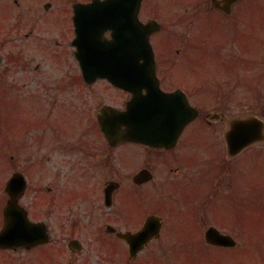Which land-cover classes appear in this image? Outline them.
I'll return each instance as SVG.
<instances>
[{
  "label": "flooded vegetation",
  "instance_id": "1",
  "mask_svg": "<svg viewBox=\"0 0 264 264\" xmlns=\"http://www.w3.org/2000/svg\"><path fill=\"white\" fill-rule=\"evenodd\" d=\"M37 1L29 15L32 20L45 22L49 12L51 14L59 3L65 2L72 23L74 6L91 2L50 0L44 7L45 10L52 9L41 19ZM146 1H143L140 18L143 23L155 24L151 40L161 89L179 94L168 99L166 109L173 113L167 114V118L164 114L148 118L142 108L133 105L130 122L124 124L116 112L126 111L135 97L107 80L88 83L80 71L79 77L72 82H40L39 89L30 88L32 79L26 71L46 74L42 67L47 62L33 54H22L24 48L19 44L31 40L34 31L22 32L17 24L24 9L20 0H5L14 8V15L10 22L0 27V83L6 92V84L11 85L13 96L26 86L29 93L44 97L49 102L48 120L53 123L23 126L24 134L13 143L15 166H19L15 173L23 174L28 186L26 192L16 198L19 209L15 211V228L5 227L3 212L10 197L0 192V264H78L84 258L86 247L76 234L83 229L98 234L97 226L104 219L103 215L107 217L102 228L110 237L100 239L99 236L97 250L114 257L119 251L113 245L122 244L128 259L134 262L141 259L149 247L163 241L168 231L177 239L176 223L172 219L178 212L200 220L198 225L202 216L215 217L211 216L214 212L215 218L226 225L235 227L242 223L246 228L245 218L263 220L264 225V132L262 141L245 148H238L239 140L235 142L229 138L233 122L253 116L264 121V0H175L174 29L171 31L157 15L159 10L147 5ZM253 2L260 13L253 26L254 37H243L242 32L251 27L243 16L242 7L247 5L249 8ZM90 14L82 11L80 19L86 20ZM123 17L124 13L119 12L114 19L121 22ZM213 21L232 23L237 34L231 37L245 64L238 69L236 77L222 83L198 80L193 75V68H190L193 74L185 73L186 63L196 49L192 37H212ZM49 29L53 35L50 32L48 35L54 37L57 29L53 26ZM85 30L90 31V28H84L83 32ZM72 34L75 37L74 25ZM98 37L107 41L113 36L111 32H104ZM173 46L177 55L174 68L169 58ZM31 56L37 59L33 69ZM51 68L55 66L51 64L49 70ZM55 72L66 74L57 68ZM66 77L69 78L67 74ZM245 89L260 102V107L254 108L253 114L249 115L245 113ZM186 100L198 110L199 116L181 130V117L176 118L174 112L175 106L185 104ZM58 108L70 113L74 119L72 127H65L63 122L57 124L54 114ZM9 116L10 113L4 115L1 121L9 120ZM12 119L19 121L17 114ZM148 134L157 136L153 140L155 144L116 138ZM129 147H135L136 151ZM131 157L137 161L134 167L128 162ZM31 176L38 178L34 189ZM73 188L77 194L64 198L67 190ZM122 196L144 207L138 221L123 215L121 208L125 207V201ZM22 210L27 211L35 226L21 219ZM102 210L109 213L99 214ZM152 217L161 218V237L152 240L142 253V244L138 240L127 243L119 237L122 233L141 232ZM224 228L218 229L226 233ZM103 246L109 247L108 252L103 251ZM238 247L214 246L222 250ZM260 251L258 249L256 254L263 260L264 253L262 257ZM162 260L158 256L150 263L162 264Z\"/></svg>",
  "mask_w": 264,
  "mask_h": 264
},
{
  "label": "rangeland",
  "instance_id": "2",
  "mask_svg": "<svg viewBox=\"0 0 264 264\" xmlns=\"http://www.w3.org/2000/svg\"><path fill=\"white\" fill-rule=\"evenodd\" d=\"M36 1L37 0H20L24 9L21 14V20L17 22L22 32H28V30L34 31V36L31 40L24 44H19L20 48H24L22 54L24 56L33 54L41 57L44 62H47L46 65L42 67L43 70L47 72L46 74L42 71H40V73L31 72L30 69L26 71L32 79L30 88L39 89L40 82H54L57 80L72 82V79L79 77L80 69L72 48L74 37L72 34L71 20L67 14L68 6L65 2L59 3L56 10L50 14L49 11H51L52 8L50 10H45L44 7L50 0H38L36 5L38 16L44 19L49 12L48 19L42 22L36 18L32 20L29 16L34 10ZM69 1L71 2L73 0ZM247 1L249 0H246V2ZM146 2L147 5L159 10L157 15L166 23L170 31L173 30L175 0H147ZM242 10H244V18L249 22L248 25L251 27L249 30L243 31L242 36L254 37L253 26L260 13L255 8L254 2L249 8L247 5H244ZM13 15L14 8L7 5L5 0H0V27L10 22L9 20L13 19ZM28 18L29 20H27ZM231 24L232 23L229 21L227 23L213 21L211 30L212 37H192L195 39L196 49L191 56V60L186 63L187 70L185 73L187 75L190 74L189 71L191 72L190 68H193L195 73H191L196 76L198 80L203 82L222 83L231 77H236L239 72L238 69L245 64L240 58V53L236 48L233 37H231L237 34L236 31H233ZM49 26H53L57 29V33L54 37L48 35L49 32L53 35ZM218 56L222 58H216ZM169 58L171 67L174 68L177 64L176 47L173 46L171 48ZM159 60H161V58H159ZM36 64L37 59L31 56L30 65L32 69ZM51 64L59 69V71H65L69 78L62 72L56 73L55 68L49 70ZM245 76H247V74H245ZM60 77H62V79ZM6 81L8 82L9 80L7 79ZM101 84L102 83H99V85ZM6 88L7 92L2 88L0 83V148L4 145V147L0 149V192L2 193L5 192L6 183L10 177L18 170L17 168H19V166H15V159L13 158L14 148L12 144H15L16 140L24 134V127L31 123H53L52 120H48L47 106L49 102L45 100L44 97L29 93L26 86L16 96L11 94V85L6 84ZM244 92L245 113L246 115L253 114L254 108L260 107V102L254 99L251 91L245 89ZM12 111L15 114L12 115ZM255 111H257V109ZM8 113H10V119L1 121L4 115ZM16 114L19 119L18 122L12 119ZM54 115L56 116L57 124L63 122L65 127H72L74 119L67 110L58 108ZM21 120L23 121L22 123ZM6 135L13 138V141L10 138H5ZM129 149L136 151L135 147H129ZM135 151H133V153H135ZM128 162L131 167H134L137 161L135 157H131ZM37 180L38 178H33L31 176L33 189L38 183ZM42 184L44 185V183ZM73 194H77L76 188L68 189L64 198L72 196ZM122 200L125 201V207L121 208L123 215L129 219L134 218L138 221V216L142 215L144 210L141 203L132 199L125 200L123 196ZM98 213L107 214L109 212L102 210L98 211ZM103 216L104 219L97 226L98 234L101 235L97 233L94 234L91 232L92 230L88 231L89 229H83L76 234L75 237L82 239L86 247L84 250V258L80 260L78 264H154L152 261L150 263V260L158 256L163 259L160 261L162 264H264V259L260 260L257 255L258 253L256 254L258 249L262 250L259 252L261 256L262 253H264L263 220L261 222L254 218H245L244 223L246 228L242 223L241 225L236 224L234 227V225L224 224L223 221L220 222L221 219H216V214L214 212L211 216L215 217L206 218L202 216L201 223L198 225L200 220L190 218L185 216L182 212H178V216L175 215L172 219V222L176 223L174 230L177 239H175V236L172 237L171 233L168 231L163 241L149 247L142 253L141 259H139V257V260L137 259L136 262H134L128 259L127 250L122 244L113 245L115 249L119 251L114 257H110L109 255L106 256L97 250L96 242L98 243L97 239L99 236L100 239L102 236H109L105 233V229L102 228V223L105 222L107 215ZM210 226L225 227L223 230L237 239L239 247L235 250H222L206 245L204 235L205 231ZM172 234L174 233L172 232ZM166 243L167 247L165 246ZM103 247H105L103 251L108 252L109 247Z\"/></svg>",
  "mask_w": 264,
  "mask_h": 264
},
{
  "label": "water",
  "instance_id": "3",
  "mask_svg": "<svg viewBox=\"0 0 264 264\" xmlns=\"http://www.w3.org/2000/svg\"><path fill=\"white\" fill-rule=\"evenodd\" d=\"M141 4L142 0H93V3L88 6L90 7L88 12L92 13L89 19L90 25L87 19L80 20V13L78 12L80 7H76L77 38L74 43L78 48L76 56L81 61L86 81L93 82L99 78L108 79L130 92L142 93L145 89L148 92H157V96L160 95L159 80L156 73L157 65L150 43L151 25H143L139 20ZM120 10H127L128 12L127 20L123 21L124 27H120L122 26L120 21L115 22L113 20L115 12ZM96 11L100 13L95 14ZM89 26L92 30L83 32V29ZM108 30L114 32L112 40L102 41L103 37H98V35ZM141 100L142 98H140ZM178 112L184 114L185 107L181 106ZM257 125L259 130L263 129V125L260 126L257 119H248L244 122L235 123L233 130L235 132L240 129L244 131L246 139L244 144L247 145L248 142L252 141L248 133L253 128H257ZM253 135L255 136L256 133ZM136 138L155 140L157 137L138 136ZM233 138H237V133L234 134ZM17 177H14L9 183L8 191L11 195H15L23 183L22 179ZM14 212L13 203H10L6 209V217H13ZM160 229L159 219L151 218L145 229L138 235L123 234L121 236L130 243L136 237L139 243L143 244L156 235L155 233L159 234ZM206 239L210 244L229 247L236 245L231 237L223 236L215 228L209 229L206 233Z\"/></svg>",
  "mask_w": 264,
  "mask_h": 264
}]
</instances>
